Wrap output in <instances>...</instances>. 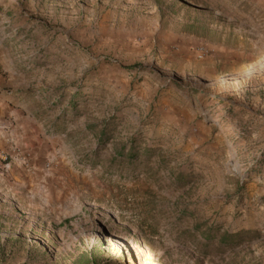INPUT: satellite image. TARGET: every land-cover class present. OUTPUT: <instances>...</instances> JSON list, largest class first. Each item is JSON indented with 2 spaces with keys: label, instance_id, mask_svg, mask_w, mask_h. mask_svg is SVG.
<instances>
[{
  "label": "rangeland",
  "instance_id": "374dc122",
  "mask_svg": "<svg viewBox=\"0 0 264 264\" xmlns=\"http://www.w3.org/2000/svg\"><path fill=\"white\" fill-rule=\"evenodd\" d=\"M0 103V264H264V0H0Z\"/></svg>",
  "mask_w": 264,
  "mask_h": 264
},
{
  "label": "crops",
  "instance_id": "0c3cea01",
  "mask_svg": "<svg viewBox=\"0 0 264 264\" xmlns=\"http://www.w3.org/2000/svg\"><path fill=\"white\" fill-rule=\"evenodd\" d=\"M6 106V108H5ZM4 103L1 105L0 103V128L1 129H7V131H4V134L2 135L3 137L0 138V144L2 142L6 143L7 141L11 140L14 141V139L18 138L17 131H10L12 124H13V117L14 115H11L10 112H8V106L7 104ZM10 133V134H9Z\"/></svg>",
  "mask_w": 264,
  "mask_h": 264
},
{
  "label": "trees",
  "instance_id": "16d2710c",
  "mask_svg": "<svg viewBox=\"0 0 264 264\" xmlns=\"http://www.w3.org/2000/svg\"><path fill=\"white\" fill-rule=\"evenodd\" d=\"M88 264H114L109 258H101L96 253L90 252L88 255Z\"/></svg>",
  "mask_w": 264,
  "mask_h": 264
}]
</instances>
